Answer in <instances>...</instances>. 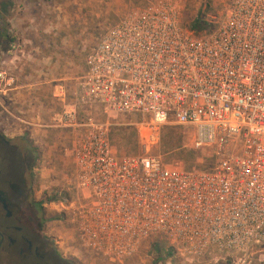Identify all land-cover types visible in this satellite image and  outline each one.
I'll return each mask as SVG.
<instances>
[{
    "label": "built area",
    "instance_id": "1",
    "mask_svg": "<svg viewBox=\"0 0 264 264\" xmlns=\"http://www.w3.org/2000/svg\"><path fill=\"white\" fill-rule=\"evenodd\" d=\"M185 9L138 3L89 49L72 87L56 85L53 120L72 131L75 185L50 204L74 246L111 263L164 234L190 262L218 250L264 264V0H230L208 13L216 27L206 33L186 26ZM125 114L138 117L142 153L114 144ZM168 122L193 127L194 146L211 147L213 160L184 165L153 151Z\"/></svg>",
    "mask_w": 264,
    "mask_h": 264
},
{
    "label": "rangeland",
    "instance_id": "2",
    "mask_svg": "<svg viewBox=\"0 0 264 264\" xmlns=\"http://www.w3.org/2000/svg\"><path fill=\"white\" fill-rule=\"evenodd\" d=\"M144 1L0 0V12L12 39L0 57V125L10 138L34 149V197L44 205L48 232L61 252L76 264H154L160 255L163 259L158 264H234L238 253L215 250L194 262L176 251L168 253L171 244L164 234L149 238L123 262L111 263L74 246L72 227L60 216L58 204L48 200L55 190L73 194L75 185L73 160L66 152L72 144V131L56 126L53 120L62 106L54 97L56 85L62 81L72 87L75 78L86 70V55L101 34ZM184 1V17L190 18L203 10L218 14L230 0ZM86 114L83 108L82 117ZM96 116L104 119L98 109ZM137 119L125 114L114 120L111 135L119 152L144 151ZM193 140V127L168 122L153 151L167 161L182 159L184 165H208L213 160L212 148H196Z\"/></svg>",
    "mask_w": 264,
    "mask_h": 264
},
{
    "label": "flooded vegetation",
    "instance_id": "3",
    "mask_svg": "<svg viewBox=\"0 0 264 264\" xmlns=\"http://www.w3.org/2000/svg\"><path fill=\"white\" fill-rule=\"evenodd\" d=\"M10 41L0 12V57ZM35 161L34 149L0 125V264H76L47 230L44 205L34 197Z\"/></svg>",
    "mask_w": 264,
    "mask_h": 264
},
{
    "label": "trees",
    "instance_id": "4",
    "mask_svg": "<svg viewBox=\"0 0 264 264\" xmlns=\"http://www.w3.org/2000/svg\"><path fill=\"white\" fill-rule=\"evenodd\" d=\"M208 13H210V12L203 10V11H199L193 17H190V18L184 17V21H185L186 26L189 29L195 31L196 33H206V32H210V31L214 30L216 25L208 20V16H207ZM11 41H12V39H11ZM65 196L70 197L71 194H67L66 192H64V195H63L61 191L55 190L53 195L50 196L48 198V200L49 201H53V200L58 201V200L65 198ZM60 216L63 217L62 215H60ZM156 247H157V245H156ZM157 249H158V247H157ZM171 251H174L172 246H170V251L168 253H171ZM158 252H162V250L159 249ZM161 259H163V256L160 255L155 260L154 264H158Z\"/></svg>",
    "mask_w": 264,
    "mask_h": 264
},
{
    "label": "crops",
    "instance_id": "5",
    "mask_svg": "<svg viewBox=\"0 0 264 264\" xmlns=\"http://www.w3.org/2000/svg\"><path fill=\"white\" fill-rule=\"evenodd\" d=\"M49 118H51V117H49Z\"/></svg>",
    "mask_w": 264,
    "mask_h": 264
}]
</instances>
